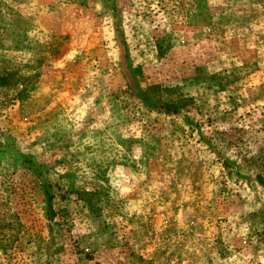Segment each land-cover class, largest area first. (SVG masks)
Listing matches in <instances>:
<instances>
[{"label":"rangeland","instance_id":"374dc122","mask_svg":"<svg viewBox=\"0 0 264 264\" xmlns=\"http://www.w3.org/2000/svg\"><path fill=\"white\" fill-rule=\"evenodd\" d=\"M0 264H264V0H0Z\"/></svg>","mask_w":264,"mask_h":264},{"label":"trees","instance_id":"16d2710c","mask_svg":"<svg viewBox=\"0 0 264 264\" xmlns=\"http://www.w3.org/2000/svg\"><path fill=\"white\" fill-rule=\"evenodd\" d=\"M164 106L169 112H178L179 111V108L177 107L176 103H166V104H164Z\"/></svg>","mask_w":264,"mask_h":264}]
</instances>
